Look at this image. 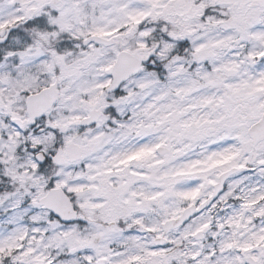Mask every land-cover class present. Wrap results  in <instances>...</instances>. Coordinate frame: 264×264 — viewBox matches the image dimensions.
<instances>
[{
	"label": "snow or ice",
	"instance_id": "6c2138e0",
	"mask_svg": "<svg viewBox=\"0 0 264 264\" xmlns=\"http://www.w3.org/2000/svg\"><path fill=\"white\" fill-rule=\"evenodd\" d=\"M0 264H264V0H0Z\"/></svg>",
	"mask_w": 264,
	"mask_h": 264
}]
</instances>
